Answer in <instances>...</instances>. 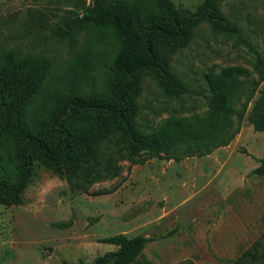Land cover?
I'll list each match as a JSON object with an SVG mask.
<instances>
[{"label": "rangeland", "instance_id": "rangeland-1", "mask_svg": "<svg viewBox=\"0 0 264 264\" xmlns=\"http://www.w3.org/2000/svg\"><path fill=\"white\" fill-rule=\"evenodd\" d=\"M124 1L142 15L154 8V0ZM168 1L194 10L202 0ZM90 5L91 0H0V42L47 62L50 87L43 93L75 86L100 91L113 70L118 40L107 26L73 31L71 39L51 31ZM219 9L238 32L205 21L196 25L170 56L184 91L170 95L145 75L135 121L159 134L164 124L205 118L208 100L225 79L239 86L233 93V138L180 160L162 152L135 163L115 157L114 175L84 189L78 177H60L34 162L20 201L0 202V264H94L117 249L105 239L118 234L148 238L133 264H264V174L256 172L264 157V129L248 120L264 84L251 52L264 54V0H220ZM116 135L99 143L101 153L115 148Z\"/></svg>", "mask_w": 264, "mask_h": 264}, {"label": "trees", "instance_id": "trees-1", "mask_svg": "<svg viewBox=\"0 0 264 264\" xmlns=\"http://www.w3.org/2000/svg\"><path fill=\"white\" fill-rule=\"evenodd\" d=\"M219 2L202 0L194 10H188L176 8L168 0H154L153 10L142 15L124 0H91L72 23L56 25L51 31L61 38L71 39L73 31L96 24L107 26L116 36L114 68L100 91L75 86L43 93L49 84L47 62L20 55L0 42V202L9 205L20 201L34 162L60 177H78L79 187L84 189L93 180L114 175L115 157L135 163L162 152L180 160L226 145L238 131V126H233L236 110L232 102L239 86H229L225 79L219 81L217 96L208 100L205 118L164 124L159 134L136 126L135 121L145 75H152L170 95L179 97L178 92L184 91L170 69V56L185 45L196 25L205 21L238 32L221 15ZM251 52L253 69L264 80V54L254 48ZM237 113L240 120L242 112ZM248 120L254 128L264 129V84ZM115 134V148L101 153L99 143ZM256 172L264 174V157ZM105 241L117 249L98 256L94 264H133L148 238L118 234Z\"/></svg>", "mask_w": 264, "mask_h": 264}]
</instances>
